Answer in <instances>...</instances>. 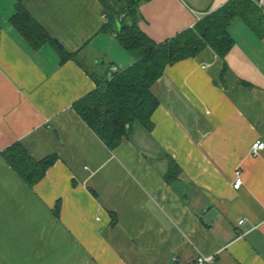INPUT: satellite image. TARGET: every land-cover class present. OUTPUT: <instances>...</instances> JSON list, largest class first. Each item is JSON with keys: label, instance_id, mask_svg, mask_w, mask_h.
Here are the masks:
<instances>
[{"label": "crops", "instance_id": "1", "mask_svg": "<svg viewBox=\"0 0 264 264\" xmlns=\"http://www.w3.org/2000/svg\"><path fill=\"white\" fill-rule=\"evenodd\" d=\"M229 1L142 0L137 26L162 42ZM18 5L52 41L28 43L10 22ZM105 21L100 0H0V264H264V148L250 153L264 142V24L235 18L224 59L205 47L166 66L152 128L109 149L72 106L92 74L134 62ZM15 142L56 155L33 186L1 155Z\"/></svg>", "mask_w": 264, "mask_h": 264}, {"label": "trees", "instance_id": "2", "mask_svg": "<svg viewBox=\"0 0 264 264\" xmlns=\"http://www.w3.org/2000/svg\"><path fill=\"white\" fill-rule=\"evenodd\" d=\"M142 0H100L106 21L99 31L113 33L120 45L130 53L134 62L116 72L106 70L91 76L96 87L73 103L74 111L109 149H114L127 138L135 123L147 130L153 126L151 115L158 100L151 89L162 76L166 66L194 57L210 47L224 59L233 45L228 27L235 18L243 19L259 31L264 24V13L255 0H231L219 9L199 19L187 28L162 42H155L137 26V5ZM11 24L34 48L52 41L20 5L10 18ZM61 61L77 59V51L60 50ZM225 66V64H224ZM8 165L29 186L40 181L56 161L51 154L34 159L21 143L15 142L1 152ZM178 166L169 158L166 181L174 179ZM59 201L56 203V214Z\"/></svg>", "mask_w": 264, "mask_h": 264}, {"label": "built area", "instance_id": "3", "mask_svg": "<svg viewBox=\"0 0 264 264\" xmlns=\"http://www.w3.org/2000/svg\"><path fill=\"white\" fill-rule=\"evenodd\" d=\"M256 4L261 8L264 5V0H255ZM118 69L116 66L112 65L109 67V72H116ZM264 148V142L260 139L255 140L250 145V153L251 154H257L260 150ZM242 185V178L240 176V171H235V179L233 182V188L238 189ZM244 219H239L238 224H243ZM215 262V254H209V255H199L195 258L193 262H190L189 264H214Z\"/></svg>", "mask_w": 264, "mask_h": 264}, {"label": "water", "instance_id": "4", "mask_svg": "<svg viewBox=\"0 0 264 264\" xmlns=\"http://www.w3.org/2000/svg\"><path fill=\"white\" fill-rule=\"evenodd\" d=\"M59 46H61V45L59 44Z\"/></svg>", "mask_w": 264, "mask_h": 264}]
</instances>
